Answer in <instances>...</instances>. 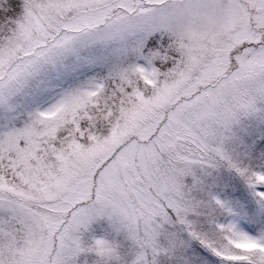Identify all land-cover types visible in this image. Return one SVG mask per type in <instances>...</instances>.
Segmentation results:
<instances>
[{
	"label": "snow or ice",
	"instance_id": "snow-or-ice-1",
	"mask_svg": "<svg viewBox=\"0 0 264 264\" xmlns=\"http://www.w3.org/2000/svg\"><path fill=\"white\" fill-rule=\"evenodd\" d=\"M0 264H264V0H0Z\"/></svg>",
	"mask_w": 264,
	"mask_h": 264
}]
</instances>
